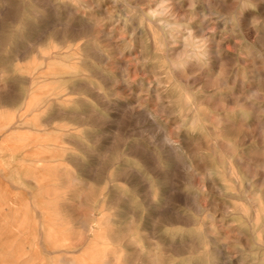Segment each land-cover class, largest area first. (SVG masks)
Segmentation results:
<instances>
[{
    "label": "rangeland",
    "instance_id": "374dc122",
    "mask_svg": "<svg viewBox=\"0 0 264 264\" xmlns=\"http://www.w3.org/2000/svg\"><path fill=\"white\" fill-rule=\"evenodd\" d=\"M15 1L16 0H14V1L8 0V2L6 3L8 8H11V10L10 9L8 10L9 11L7 13L8 17L7 16L5 17L2 14H0V16H2V17H0V21H4L3 29H2V32L0 34V48H1L0 49V51H1L0 52V64H2V65H0V100L2 101V99H3V101H4V104H3V102L0 101V123H1L0 124V264H63V262H69L70 260L75 261L76 264H111L112 262H113V264H118L117 260L119 258L123 260V261H121L119 259V262L121 261L119 264H126L129 261H132V263H134V264H136V263L137 264H148V263L154 264L155 263L154 260H156V264H166V262H168L167 264H189V263L195 264L198 260L200 262H197L196 264H200L201 262H202L201 264H207V263L213 264L214 261H217V264H264V244H263L264 243V239H263V237H264V205L262 204L263 203L262 201L264 198V179L262 178V177H264V174H263L264 173V170H263L264 169V167H263V164H264V161H263L264 160V147L261 145V143L263 144V141H260V139L263 140L262 136L261 135H260L261 137L258 136L261 133V130H262V135L264 133L263 132L264 131V110L263 111L258 110V108H257V111L256 110L254 111L256 116H250L247 119L246 117L241 115L240 111H239L240 113H238V111H234L237 108L236 106H232L234 108V110L232 107H230L228 109L226 108L227 110L231 109L230 112H232V113L227 112V110H225V109H223V111L222 110L221 111L215 110L214 108L217 106V103H215V102L210 103L211 100H210L209 96H207L204 99L205 100L204 106H206V108L208 110H205V112L201 111V124H196L195 126H191L190 123H191L193 111H188V112L183 111V113H185V114H183L182 111H175L174 114H171V113H173V111L170 113L169 112L166 113L167 110H164L163 108H161L162 104H160L161 107H159L160 105L158 106L157 103H159L161 98L159 99L155 95L159 94L160 96H162V94H164V93H170L173 96H175L174 92L177 91V90H175L177 88L174 87L175 81H172L171 83L173 86H170L171 83L168 81V78L162 77V76H165V74H163L162 71H161V74H159L160 79L157 80V78L155 76V71L153 69H148L146 67L148 65L149 66H152V65L158 66L161 63V59H156L155 55L154 54L152 55L151 48L149 46H148L149 48L147 47L148 42H147L145 35H144L145 31H142V30L140 31V29H146V26L144 24H143L144 26L140 25V23L138 21L139 16H137V18L135 17V15H138L136 12H134L135 9H133V8H132V10L130 9L131 7H134V5H137L138 7L137 6H135V7H137V10L139 11L138 13H140V11L142 9L147 7L146 5H148L149 0H147V1L146 0H127V1L125 0L126 2H128L127 4L125 3V5H127V7L128 6L130 7V4L132 5L129 9H127V7H125V6L123 7L124 2H125L124 0H117L116 2H112L110 0H105L104 1L105 4H104V6H102V8L95 7L94 9H92V10H94L93 13L97 14V16L95 15L97 19H101V20L103 19L102 20L103 27L106 24V26H105L106 29L107 28L108 29L114 28L117 30V31L116 30L115 31L118 32L117 35H119L120 38L118 37L119 39H117V40L115 38L114 42L116 40V42L118 44H121L124 42L123 40H127V42H128V38H129V40H130L129 42L132 41L131 42V45H132L133 41L135 39V42L133 44V46H135V48L132 50L131 56L128 53H125L122 55L120 53H116L114 55V58L117 60V66H115V65H111V66L103 65V67L106 66L107 69L109 68L111 73L114 72L113 74L121 75L119 73L124 72V69H122V68H124L123 64L129 59V61L131 62L129 64L132 65V66H129L130 67V69H129L130 76H132V79L134 78L133 80H131L133 82L132 90H131L132 94L130 91L125 92V91H121L120 88H116V87L121 86V83H119V82H118V85L116 84L115 86H113V84L111 82H108V84L106 85L105 91L108 93L110 92V94L112 93L111 95H113V96L111 97V95L109 94L108 99L110 101H112L113 103H116V104L122 103V102H132L133 104L137 105L138 99L143 100V101L146 100L144 107H147L149 105L148 103H150L151 106H148V108L150 109L151 112L154 111L153 112L154 114L156 113L155 116L158 119V121L161 123V125L163 124L164 127L167 129V130L165 129L166 133H168L167 131H171L170 133H168L169 135L171 133H173V131H174L173 134L179 133L178 136L173 135V134H171V136H173L172 138L176 140V141L174 140L176 142V144H179V145L182 144L181 146L183 147V149H185L184 152L190 156V159L193 162L194 166L197 168L198 172H196V174L192 175L191 177L188 176L186 174L185 170L183 169V166L180 165V163L177 164L178 160H176L173 163H170L167 166H161L160 167V165L159 166L157 165L158 167L156 166L157 167V170H156L154 163L150 162V164H145L140 158H138L139 159L138 160L133 155V156H130V158L128 159L129 164L131 163V165H128L127 168L129 169V167H130V170L127 169L126 175H127L128 179L133 178L135 180H133V179L128 180L127 179L128 182L122 180L124 182V183L122 182V184H124V186L123 185L122 186L116 185L114 187V190L117 191L119 194H122V193L124 194L123 196L121 195L123 197V200H122L123 202H121L122 203L121 204L122 210H124V208L127 209L129 206V209L127 212L130 216L134 215L133 213H136L137 210H140V211H137V213H136L137 214L136 218H137V217L142 216L145 209L147 207H149L147 205V203L151 200L149 195H148V190H147V185H146L147 183L143 182L144 178H141V177L142 176L150 177V178L155 179L156 181H158V180L160 181L161 179L163 180L162 190H161L163 192V194L160 193L161 196L157 197V199L161 203H159V205H157V206L151 205V207L149 209L153 213V216L155 215L154 218L157 217V219L155 218L153 221L150 222L151 223L150 225L152 226L151 230L153 232H154V230H156V232L160 231L159 233H164V236H165L164 245L163 244L161 245V246H164V249H163V247L158 246V243H157L158 241L156 242V240H153L154 242L151 241V242H147L145 244L144 243L142 244L141 242H138L136 244L133 243V244H130V246H131L130 248L132 249L131 254H130V258H133V259H130L128 257L126 259L124 252L120 248L121 243H119V240L117 238H113V240L104 239V240L98 241L97 235L93 236L94 232L90 231V229L87 230V231H89L88 232L89 236H88L87 231L86 232H85V230H84V232L82 231L83 230V229H81L82 227L83 228H84V226L87 227L88 224H91L93 222L96 223L93 220L94 215L92 214V212H94V214H96V215L99 213V209L94 208V206L92 204V200H91L92 199V196H91L92 190H90L91 188H89V185H87L88 187L84 186V185H83L84 186L83 188L80 187V185H79L80 183H78V181L76 180L75 176L72 175V173L66 181L68 187L63 184L64 182L61 181L62 180L61 178H58L56 176H54V178H52L50 175L49 176L46 175L45 171H47L48 168L46 167L47 163L44 161V159H45L44 156H45V152H47V150H46L47 147L36 146V147L29 148L28 145L30 144L31 139H28V138L31 135L30 133H33L32 130L35 129L36 131H38V129L39 130L44 129L40 132V134H43L42 136L47 137L48 130H51L52 128L53 129L58 128V127L59 128H66L67 127L66 124H68V126L72 127V131L74 129H75L74 131H76V129H77L79 131L78 132L76 131V133L81 132L84 135H88L90 137V141L88 140L89 141V143H88V141L85 140V142L88 144H91L89 146H91L90 148H93V149H91V152H90L91 156L90 157L86 156L84 158V163L85 164L88 163L87 165H89V164L91 165L94 163L97 166L99 164L103 165V163H105V165L99 167L103 170H105V168L107 166L108 167L110 166V163H108L109 165L108 164L106 165V161L108 162V157H105V155L103 153L105 151L106 147L111 148V146H113V143H114V148L113 147H112L113 149L111 148L112 151L121 150V149H124L125 147H128V145L125 143L126 141L121 139L122 137H124V139L129 138L130 140L131 139L137 140L140 143H144V144L146 143L145 144L146 146L151 147V152L152 153L154 152L153 154H155L157 152L156 153L157 155H159V153L161 152L160 151L161 148L166 150L167 148H170V146L166 145L164 143L162 144V142H161L162 138L161 137H162L164 132H162L161 128L159 127L160 126L159 123L156 120L153 121L152 118H149L148 115L144 111H142V109L136 110V111H139V113H141L142 118H141L140 122H136L137 120H135V118H132L131 114H129V111H132V110H127V111L126 110H121V111L120 110L119 111L118 110H116V111L115 110H108V111L103 110V111H98V112L96 110L77 111V112H80L82 115H85V113L86 114L88 113L87 115L90 116V117L88 116L89 117L88 118L86 115V117L84 119L85 121L83 120L84 122H86V119L89 122L94 121V122H92L93 125H90V126L85 125L84 130H83V125L81 124L82 119H81V121L76 120V121H74V123H71V125H70V123H65V122H67L66 119L65 120L62 119L63 117H66V116H63L62 118L59 116V118L57 120L53 121L55 124L58 123V125H55L52 122V120L54 117L56 118L58 116L56 114H54V111L53 112L52 111H45V114H47V115L44 114V111L43 112L37 111L39 113H37L35 111H31V112L28 111L27 108H28V103H29V101H28L29 94L27 93V90H25V89H27V86H26L27 83L25 82V79H22V78L26 77L24 75L27 73V70L29 71L31 66L27 65L26 62L23 61L20 65L21 67L19 68V67H17L19 63L13 62L11 60H13L15 55L20 54V53H21V55H24L26 52H27V54H30V53L32 54L33 50L38 49V44H39L38 38L42 37V35H44V38H46V35L48 37L49 34L51 36V34H53V33H58V31L55 29L51 28L49 30L48 26L52 25L51 23H53V20L55 19V17L59 18L60 13H58V14L53 13L52 14L49 10H45V12H44V9H40V8L38 9V7H36V5L33 4L32 1L30 2L31 3L30 4L29 3L30 0H28L27 3L30 4L31 6L27 5L25 0L24 1L20 0V2L18 0L16 2ZM120 1H123V2H120ZM134 1H136V2H134ZM209 1H210V3H209ZM212 1L213 0H202V1L200 0L199 5H201L202 10L204 9L203 11H205V14H207L206 15L207 16V24H206V26H204L205 27L204 30H205V32H211L212 29L216 28V29H214L215 39H214V41L211 40L212 41L211 43L212 44L214 43V45L217 43L215 46H217L218 44L223 46L224 48L222 50H225V51H222V55L226 56V54L229 53L228 55L232 56V57L227 58L228 57L227 56L226 58L222 59V61L224 62L225 69H224V66H222V70H220L219 68L221 66H220V62H218L217 67L211 73L212 77L210 76V79H212V80L214 79L216 81H218L219 79H221V80L224 79V80H226V81L228 80L230 82V81H232L230 78L231 72H232V69H231L232 66H230V65H233V66L237 67L238 69L240 68L241 69L240 71H245L247 66L249 67V68H247V71L249 69L250 70L252 69L249 66L251 64V62L250 63L246 62L245 64L236 63L235 62L236 59L234 60V57H235L234 54H237V55L242 54L243 53L242 49L245 48L246 46H249V45L254 46L256 48V50H258V51H260V49H259L257 44L255 45L256 42L254 41V39L253 40L251 39L253 37V35L255 34V31L249 32L248 33L249 35H248L247 32L245 33L244 30H242V31L239 30L237 32H232V30H231V32L234 33V34H232L230 32V30H227L225 27H223L222 24H220L222 26L218 25L219 24L218 21L222 22L223 20L220 18L216 19L217 17H214V15L212 17V13H210L212 11L210 9H212L213 11L218 10L217 8H219V7H217V6H220L221 3L223 4V2L226 3L228 0H226V1L223 0V2H222V0H219V1L217 0L218 2L214 0L213 1L214 3ZM231 1L232 0H229L227 3L229 5H233L234 0L232 1V3H231ZM187 2H188V0H183V8L185 10H187L189 8V4ZM17 3H18V5H17ZM0 4H3V3H0ZM23 4H24V6H23ZM203 4H205V5H203ZM210 4H212V5H210ZM215 4L217 6H215ZM2 6L3 5H0L1 8H2ZM28 6L31 8H29ZM214 7L216 9H214ZM14 8H17V9H15L16 13L14 11V14H16L17 17L23 11V14H21L22 16L19 15V17L21 16L19 19L22 20V22H25V24L24 23L21 24V21L19 20L20 25L22 26L24 24L25 27H24V25L22 26V28L20 26V28L18 30H16L15 23L12 19V17L14 16V15L12 16V12H13ZM34 8L37 9V12H38V10H42V11H40L41 15L38 16V15L34 14L33 13V12H35ZM97 8L98 9L100 8L101 11L98 10ZM124 8L126 9V11ZM25 9H26V11H29V12H27L28 14L25 12ZM28 9H30V10L33 9V10H31V11H33L32 12L33 14L30 13L31 11ZM103 10L105 13L103 12ZM137 10H135V11H137ZM197 10H198V15H199L198 17L200 18L202 16L201 15L202 11L200 9H197ZM209 10H210V12H209ZM109 11L114 12V13L112 12V16H109V15H111V13H109ZM123 11H124V13H123ZM17 12H19V14ZM59 12H61V14H62V11L59 10ZM130 12H132V13H130ZM208 13H210V15H208ZM30 14L33 15V17L36 19L34 20V18L32 16H30ZM127 14H130V15L132 14L131 16L135 17V19L133 20L135 22L129 23V25L125 27V25L123 24L124 23L123 20L128 17ZM115 15L119 16V17L116 16V18H118L117 21H116ZM185 15L187 16L188 13H186ZM52 16H54V17H52ZM120 16H121V18H120ZM112 17H113V19H110ZM40 18H41V20H39ZM199 18H196V20H198ZM42 19H44V20L42 21ZM29 20H31V21H29ZM36 20L40 21V23H38ZM114 20H115V22H114ZM119 20L122 22V25H121L122 27H120V21ZM5 21L7 23H5ZM32 21H35L37 24H35V23L33 24ZM44 22H45V24H44ZM46 22H47V24H46ZM26 23H28V25ZM29 23L34 25V26L30 25ZM215 23L216 24L218 23V24L215 25ZM107 24H109V26ZM133 24H135V26L137 25L135 28L138 30L134 29ZM6 25H7V28H5ZM39 25H41L42 30L39 27ZM230 25H232V24L229 23V26ZM233 25H234V23H233ZM10 26L15 27L14 31H13V27L11 28ZM28 26L31 27L30 29H34V28L35 29L31 31ZM219 26L221 28H219ZM129 27H131V28H129ZM230 27H232V26H230ZM8 28L10 30H8ZM37 28L38 29L40 28V29L38 30ZM120 29L121 30L123 29V30L121 31ZM61 30L62 29H59V33H61ZM118 30H120V31H118ZM12 31L13 32L16 31V34L19 31L17 34L18 40L17 39H16L17 41L15 40L17 43L14 41V37L16 34L12 33ZM24 31H25V33H24ZM44 31H46L45 34H44ZM27 32H28V34H27ZM21 33H24L25 35L21 34ZM132 33L134 35H132ZM140 33H142V34H140ZM5 34H7V36H6L7 39L5 38ZM29 34H31L34 37H32ZM135 34H137V35L139 34L138 37ZM245 35L248 36L249 38L246 37ZM125 36H127V37H125ZM128 36H130V37H128ZM124 37H125V39H121ZM140 38L141 39L143 38L142 40H144V41L140 40ZM10 39H11V42H10ZM120 39L122 42H120ZM136 39H138L139 42ZM2 40L3 41L5 40L4 41L5 44L3 42H1ZM36 40L38 43L36 42ZM221 40L222 41L225 40V41L222 43V42H220ZM7 41H9V43H7ZM140 41L143 43H141ZM34 42H35V44L33 45ZM229 42H231L232 44ZM237 43H238V46L240 47L239 49L236 46ZM102 44H104V43H102ZM137 44H138V47H137ZM3 45H5V46L3 47ZM8 45H9V47H8ZM141 45H143L142 48H140ZM10 46L12 47L11 49H9ZM29 46H31V48ZM34 46L36 49L34 48ZM7 47H8V49H7ZM32 47H33V49H32ZM26 48L27 49L29 48V53H28V50ZM138 48H140V49H138ZM15 49H17V50H15ZM22 49H24L25 51L24 50L22 51ZM142 49H143V52L141 51ZM2 50H4V51H2ZM13 50H15V52ZM30 50H31V52H30ZM112 50L115 51L117 49H115V47H112ZM148 50H149V52H148ZM22 52L24 54H22ZM147 52L149 53V55ZM141 53H143V54H141ZM262 53L264 55V50L262 51ZM136 54H138L139 56ZM142 55L144 58L147 59V61H145V62L141 61L138 63L137 58H139L140 56L142 57ZM150 55H152V57H149ZM133 56L134 57L136 56L135 57L136 61H135V58ZM224 56H222V57H224ZM4 57L5 58L9 57V58L4 59ZM232 58H233V60H231ZM123 59H125V60L127 59V60L125 61ZM4 61L6 62V65H5ZM121 61L123 64L121 63ZM94 62H95L94 63L95 66H93V69H94V71H96L97 67L100 64L97 62V60H94ZM150 62H152V63H150ZM13 63L15 64V67L12 66V65H14ZM22 64H26L25 67ZM243 65L245 66V68L242 67L243 68L242 69L241 66H243ZM22 67L26 71V73H25V71H23L21 69ZM99 67H102V65H100ZM112 67L113 68L115 67V68L112 69ZM16 68H17L18 72H15ZM226 68H227V70H226ZM11 69H13L15 71H13V70L11 71ZM19 69H21V71L24 73L19 72L20 71ZM228 69L231 70L229 73H228V71H229ZM1 70H3L4 71L3 73H5V74H2ZM216 70H217V72H216ZM250 70L248 72L251 73L252 76L249 75V73L247 76H249V79H251V80L244 77L240 73V77L242 79L244 78V80H245V78H246V80H245L246 81V87L247 86L249 87V88L247 87L246 89L256 88L255 89L256 92L260 93V91H261V94H264V91H262V90H264V88H263L264 87V81L262 82L263 75L262 74L258 75V73H256L257 71H255V69H252V71H250ZM119 71H121V72H119ZM6 72H8V73H6ZM263 72H264V70H263ZM15 73H17V76ZM252 73H254V74H252ZM153 74H154V76H153ZM219 75L221 76V78ZM7 76H9V77H7ZM4 77L7 79H5ZM142 78L144 80L141 81L140 79H142ZM252 78L254 81L252 80ZM96 79H98V78H96ZM64 81H66L68 83L66 86V90L64 87L66 85V83L64 82L65 84L62 85V87H64L63 88L64 92L76 91L77 93L75 95H73V97L77 98L78 101L82 100L85 105H87L89 103H95L96 102V100L92 99L91 96H89L88 94L83 92V89H80L79 85L76 84V82H71L70 80H64ZM69 81L71 84L69 83ZM158 81L161 82V83L159 82V84L161 86L159 84H157ZM141 82L142 83L144 82V83L142 84ZM150 82H154V83L150 84ZM10 84L12 85L13 88L10 87L11 86ZM247 84H249V85H247ZM261 84L263 85V87H262L263 89L261 88V86H262ZM13 85H15V86L17 85V86L15 87ZM140 85H142V86H140ZM155 85L157 88L155 87ZM254 85L257 87H253ZM68 86H69V88H67ZM144 86L148 88V91ZM149 86H150V88H149ZM168 87H170L171 89ZM191 87H193V85H191ZM60 88H61V86H60ZM152 88L153 89L155 88V89L152 90ZM158 88H159V91L158 92L155 91ZM151 90H152V92H151ZM194 91L198 96H200L199 95L200 93L202 94L201 90H194ZM78 93H80V94L82 93V94L80 95ZM150 93L153 94V97L152 96L150 97V95H152ZM62 94H64V93H62ZM255 94H258V93H255ZM255 94L253 95V97H255L257 99L252 97V101L254 100L253 102L256 105V107L257 106H263L264 105V102L262 101V99L264 100V98H262L263 95H261L262 96L261 97V96H259L260 94L257 96H255ZM116 95L119 96L120 101ZM144 96H145V98L147 97L148 100L143 98ZM1 97H3V98H1ZM84 97L86 100L84 99ZM110 97L113 100H111ZM17 98H18V100H17ZM150 98H154V99H150ZM155 98H156V100L157 99L158 100L156 101ZM88 99H89V102H88ZM258 99H260L261 101ZM25 101H26V103H25ZM163 101H164V99H161L160 103H164ZM215 101L218 102L219 107L222 105L221 99H218V100L216 99ZM13 102H14V105L12 104ZM24 103L27 105L26 108H24L26 106V105H24ZM146 103L148 105H146ZM2 104L4 106H2ZM206 111H207V113H206ZM26 112H29V113H26ZM40 112H42V113H40ZM177 112H180V115H179V113L177 115ZM222 112H224L225 114L228 113L227 114L228 116ZM89 113H91V114H89ZM143 113H145V114H143ZM231 114L233 117L230 116ZM203 115L205 116V118ZM37 116H38V121L42 120V122H41L42 124L39 122L40 123L39 125L41 128L37 124V122H38ZM170 116L172 118H175L176 120L174 121L173 119H170L171 118ZM185 116H186V119H185ZM240 116L244 119H242V118L240 119ZM31 117H33L35 120L32 119ZM50 117L52 119H50ZM158 117H161V119ZM60 118L63 120V122L64 121L65 122L60 123L62 121V120L60 121ZM81 118H83V116ZM212 118H213V120H212ZM226 119H227V121H226ZM149 120H151V121H149ZM185 120H186V122H185ZM206 120L208 122H205ZM232 120H234L233 123L231 122ZM35 121H37V122H35ZM47 121H49V122H47ZM164 121L167 123V125ZM183 121L186 123V126H185V123H183ZM242 121H244V122H242ZM257 121L260 123H258ZM29 122H32V123L28 124ZM75 122H79V124H75ZM84 122H83V124H84ZM153 122L155 123V125ZM33 123H34V125H33ZM43 123H45V124H43ZM50 123H51V125H50ZM59 123L63 127L61 125H59ZM223 123L227 124V125L225 126ZM248 123H250L249 127L247 126ZM8 124H10V125H8ZM95 124H97V125L95 126ZM175 124L178 126H176ZM189 124H190V128L188 126ZM258 124H260L261 126H259ZM79 125H82V126H79ZM149 125H151V126H149ZM174 125H175V127H174ZM206 125H209V127ZM64 126H66V127H64ZM75 126H77V127H75ZM227 126H229V127H227ZM234 126H235V128H234ZM6 127L10 128V131ZM73 127H75V128H73ZM78 127H81L82 131ZM204 127H205V129H204V131H202ZM206 127H208V130L206 129ZM27 128H30V130ZM177 128H180V129H177ZM194 128L196 129L195 131H194ZM197 128H199L200 130ZM85 129H87V130L85 131ZM27 130H28V132L30 131V133L27 134L26 133ZM151 131L153 132L152 134H151ZM84 132H86L87 134ZM205 132H207V133H205ZM211 132L212 133L214 132V134H213L214 136L211 134ZM223 132L225 134H223ZM249 132H250V134L252 133L251 136H254V137L248 136ZM148 133L151 134L152 136L148 135ZM218 133H221V134L218 135ZM124 134H126L127 136ZM226 134H227V137H226ZM145 135L148 136L149 138L155 139L156 144H154V145L150 144L149 138L146 139ZM187 135L189 136V138ZM206 135L207 136L210 135L209 137H211V138L210 139L207 138ZM229 135H230V137H229ZM31 136L33 137V135H31ZM31 136H30V138H31ZM223 136H224V138H223ZM79 138L82 139L83 137L79 136ZM206 138L209 139V141ZM221 138H222V140H221ZM225 138H227V139L224 140ZM177 139H179L180 141H178ZM191 139H194V140H191ZM26 141L29 142V144ZM117 141H119V142H117ZM193 141L197 142V146H196V143ZM217 141H219V142H217ZM253 141L255 142V145L258 148H256L254 146ZM120 142H122V143H120ZM256 142H257V144H256ZM188 143H189V145H188ZM218 143H220L221 149H220ZM110 144H112V145L110 146ZM207 144L209 146H207ZM156 145H157V147H156ZM191 145L196 146L198 148L193 147L194 149H192ZM249 145L252 147H250ZM158 146L160 147V149ZM215 146H216V148H215ZM259 146H260V148H259ZM261 146H262V148H261ZM23 147L25 148V150ZM212 147H214L217 154H216V152H215V154H213L215 150ZM249 147L252 148V151H250ZM235 148L238 151V153L236 150H234ZM238 148H240V150ZM253 148H255V149H253ZM133 149L138 150V151L140 150L139 147H137V148L134 147ZM195 149H196V151H195ZM243 149L245 150V153H244ZM30 150H32V151H30ZM33 150H35L38 153H36ZM192 150H193V152H192ZM233 150H234V152H236L240 156H242L241 153H243V156L248 155L247 158H249V161H250L249 165L251 166V171L254 174H252V172L250 171V166H248V165H247V167H249L248 168L249 170L246 169V167H245V169H243L245 164H247V161H244V164H243L244 166L243 165L241 166V164H238L236 166L237 170H239L238 175H239V173H241V177L243 180H242V182L239 181V182L235 183L233 190H230V189L225 188V187H227V182L224 181V179L222 178V176H220V174L218 172L213 171L209 175H207L205 173V171L203 172V170H204L203 165L204 166L209 165V166L213 167L217 163L218 165L220 164V166H221V164H222L221 162H223V161H221V159H222L221 157H224L222 160L229 158L228 153L233 151ZM51 151H53V150L51 149ZM199 151H200V154H199ZM219 151H220V153L222 152L221 155H219L220 154ZM191 152H192V154H191ZM246 153H247V155H246ZM31 154L34 156V158L31 157L32 156ZM38 154H40L41 157ZM43 154H44V156H43ZM226 154H227V156H226ZM192 155L193 156L195 155V156L193 157ZM202 155H204V157L207 159L202 157ZM223 155H225L226 157ZM29 157L31 158V160L33 158V160H32L33 163L31 162ZM200 158L201 159L204 158V159H202V161H204V162L203 163L201 162V164H203L202 167H201V165H199L200 164L199 161L201 160ZM247 158L245 160H247ZM89 159L92 161V163L90 162ZM93 160H94V162H93ZM100 160H101V163H100ZM218 160H220V163H218ZM227 160H229V159H227ZM35 162H36V164H35ZM43 162L45 164L42 167ZM98 162H99V164H98ZM224 162H225L224 165H227L228 161L224 160ZM37 165L39 168L37 167ZM68 166L73 170L72 166H70V165H68ZM131 168H132V170H131ZM153 168H155L154 171L152 170ZM252 168H254V169H252ZM39 169L41 171L43 169L44 173L40 172ZM161 170H163V171H161ZM29 171L31 173H29ZM33 171H35V173H33ZM36 171H38V172H36ZM158 171L160 173L161 172L162 173L159 174ZM108 172H107V174H105V176H107V177L109 176ZM135 172L136 173L140 172V175H139V173L136 174ZM261 172H262L263 176H262ZM37 173L40 174V176H42L43 178L41 179V177ZM154 173H156L157 175ZM35 174L37 175V177ZM103 174H104V171H103ZM184 174H185V176H184ZM242 174L243 175L245 174L246 178H244V176ZM251 174L253 175L254 178L252 177ZM250 177H252V178L250 179ZM44 178L46 179V181L47 180L48 181L45 182ZM171 178H173V179H171ZM228 178L232 179L231 176H228ZM72 179H73V183H72ZM257 179H258V183L260 181H262V179H263L262 186H260L261 183H260V185L256 184ZM207 180H208V182H207ZM245 181H247V183ZM39 182H40V184H39ZM16 183L18 185H15ZM248 183H250L249 186L252 185L251 188L247 186ZM43 184H45V185H43ZM70 184H72L71 185L72 188H71V186H69ZM170 184L171 185L173 184V185L171 186ZM244 184H245V187H244ZM63 185L65 186V188ZM172 187H173V189H172ZM252 187L255 190L252 189ZM60 188L61 189L63 188L62 191H60ZM87 188H89V189H87ZM247 190H248V192H247ZM143 191H145V192L147 191V192L145 193ZM171 191L175 192V194ZM218 191L221 193H219ZM231 191L232 192L234 191V192L232 193ZM254 191L257 194L256 203H254V204L255 205L258 204V205L255 206L254 204H250L251 207L250 206L248 207L249 204L245 205V203L247 204V198H245V196L247 195V197H248L247 193L254 192ZM131 192L136 193V194L132 195ZM193 192H195V193H193ZM229 192H231L232 194ZM260 192L263 195L262 194L260 195ZM239 195L241 197H237ZM173 196H175V198H173ZM16 197H17V199H16ZM168 197H169V199H168ZM16 200H17V202H16ZM147 200H148V202H147ZM168 200H169V202H166ZM171 200H172V202H171ZM222 201L224 202V204ZM234 201H236V202L242 201V202H240L241 204L239 203L240 206H235L236 204L238 205V202L237 203L235 202V204H234ZM196 202H198L199 204L201 203L199 208L195 206L194 203H196ZM131 203L134 206H132ZM166 203L168 205H170L169 207H171L169 210H173V211L176 210L177 211L175 214H177V213L178 214L183 213L184 215L187 214L190 217L189 218L190 220L188 221V222L191 221L190 224L179 221V222H177L178 224H174V226H171V225L166 226L165 225V216L162 215V210H164L163 208H165L166 206L168 207V205ZM242 203H244V204H242ZM227 204H228V208L226 207ZM158 206H160V207H158ZM245 206L248 208V210H246L247 208ZM19 207H20V209H19ZM121 207H120V209H121ZM259 207H260V209H259ZM93 208H94V211H92ZM155 211L157 212V214H155L156 213ZM208 212H210V213H208ZM24 213H26V214H24ZM250 213H251V215H250ZM15 214H16V216H15ZM39 217H40V219H39ZM47 218L50 220H48ZM41 219H42V221H41ZM257 220H258V224L256 225L255 221H257ZM86 221L88 222V224ZM40 223H42V224H40ZM137 223H138V220L136 222L135 227H133V230H134V228H137V226H138ZM121 228L125 229V230H132V229H130V228H132V225L129 223V225H123ZM121 228H120V230H122ZM170 228H172V229H170ZM196 228H198L200 230L205 228L206 230L204 229L205 230L204 232L208 231V238H207L208 241H207V239L205 240V238L202 239L201 236H195L194 237V235L195 234L198 235V233L200 231V230H198V232H196L197 231V230L195 231ZM185 229H186V231H184ZM170 230H175L178 232L184 231L185 233H190V236L186 237L185 239L184 238H178V237L172 238L169 235H165L166 231L168 233H170ZM63 232H65V233H63ZM202 232H203V230H202ZM78 233H80V234H78ZM109 233H111V232L109 231ZM41 234H43V235H41ZM46 234H48V235H46ZM39 235H40V237H39ZM90 236L92 238H90ZM93 237H96V238H93ZM258 237H259V239H258ZM93 239H94V241H93ZM41 242L44 244H42ZM112 242H113V244H112ZM155 242H156V244H155ZM29 243H30V245L28 246ZM88 244H89V246H88ZM90 244H91V246H90ZM179 244H181V245H179ZM151 245H153V246L157 245L158 248H154L151 251L152 257L150 258L149 254L147 253V250H148L149 246H151ZM32 247H33V249H31ZM138 247L140 249H138ZM142 247H144V248H142ZM46 248H48V249H46ZM145 248H146V251H145ZM207 248L212 251V255L210 257H209L210 253H208V252H211V251H209ZM53 249L55 252L53 251ZM78 249L79 250L82 249V250L79 251ZM110 249H111V251H110ZM155 249H156V252H155ZM195 249H196V252H195ZM221 249H223V250H221ZM74 250H76V251L74 252ZM134 250L136 252H134ZM158 252H160L162 254L161 255L162 258L160 256V253H158ZM143 253L147 254V255L144 254V256H143V259L145 258L144 259L145 262L143 260H142L143 262H141V260L138 261L137 260L138 258L142 259L141 255ZM204 253L209 258H207ZM200 254H201V256H199ZM107 255H109V256H107ZM118 255H119V258L117 257V259H115L116 256H118ZM203 255H205V256L203 257ZM112 256H114L115 261H114ZM137 256H141V257H138L136 259ZM159 256H160V258H159ZM168 256L172 257V259H170ZM167 257L170 260L167 259ZM109 259H111V261L108 262ZM193 259H194V261H193ZM214 259H216V260H214ZM106 260H107V262H106ZM125 260H126V262H125ZM162 260H163V263H162ZM210 260L211 261L213 260V263L212 262L210 263ZM146 261H148V262H146ZM150 261H151V263H150ZM164 261H165V263H164Z\"/></svg>",
    "mask_w": 264,
    "mask_h": 264
},
{
    "label": "bare ground",
    "instance_id": "6f19581e",
    "mask_svg": "<svg viewBox=\"0 0 264 264\" xmlns=\"http://www.w3.org/2000/svg\"><path fill=\"white\" fill-rule=\"evenodd\" d=\"M14 1V0H13ZM17 1V0H16ZM15 1V2H16ZM20 2V0H18ZM22 1V0H21ZM24 1V0H23ZM33 2V4L36 5V7H38V9H44V12L45 10H49L52 14H58L60 13L59 15V18H56L53 20V23H51L52 25H49L48 26V29L50 30L51 28L52 29H55L58 31V33H53L49 34V36L47 37L46 35V38H44V35H42V37L38 38L39 39V44H38V49L36 50H33L32 51V54H27V52L24 54L22 52V54L24 55H21L20 54H17L14 56L13 62H16V63H19L17 67H21V63L23 61L26 62L27 65L31 66L29 71L27 70V73L26 71L23 69V67L21 68L23 71H25V75L26 76L25 78H22V79H25V82L27 83V93L29 94V98H28V108L27 110L28 111H44V114H45V111H54V114H56L58 117H54L52 122L54 120H57L59 118V116L62 118L63 116H66V117H63L62 119H66L67 122L65 123H74V121L76 120H80L82 119V121L85 119L86 114L85 115H82L80 112H77V111H92V110H96L97 112L98 111H103V110H132V111H129V114H131L132 118H135V120H137L136 122H140L141 120V113H139V111H136V110H141L144 111L149 118H152L153 121H157L159 123V127L161 128L163 135H162V139H161V142L162 144H166V145H169L170 148H167L166 150L161 148V152L159 153V155H157L156 153L153 154L151 152V147L150 146H146L144 143H140L138 142L137 140H134V139H129V138H126L124 139V137H122L121 139L122 140H125L126 144L128 145V147H125L124 149H121V150H115V151H112V149L114 148V143H113V146H111L112 144H110L111 148L109 147H106L105 151L103 152L105 157H108V162L106 161V165L108 163H110V166L106 167L105 170L99 168L103 165H105V163H103V165L99 164L98 162V166L96 164H85L84 163V158L86 156H91L90 155V152H91V149L93 148H90L91 144H88L89 141H90V137L88 135H84L83 133L79 132V133H76V131L78 132L79 130L76 129V131H72V127L68 126V124H66V128H52L51 130H48V134H47V137L45 136H42L43 134H40V132L44 129H41L39 130L38 128L40 127V123L42 122L41 121H38V116H37V124H38V131H36L35 129L32 130L33 133H30V131L28 132L27 130V134L30 133L31 135H33V137L29 136L28 139H31V142L29 144V142H27L29 145V148L31 147H36V146H45L47 147V152H45V156H44V161L47 163L46 167L48 168L46 172V175H50L52 178H54V176L58 177V178H61L63 181L62 183L67 186V179L69 178V176L71 175H74L76 180L78 181V183H80V187H84V186H87L89 185V188H91L90 190H92V204L94 206V208H98L99 209V213L96 215L94 214V212H92V214L94 215V218L93 220L96 222V223H91V224H88V226H84V228L82 227L81 229H83L82 231L85 232L87 230L90 229V231L94 232V235H97L98 237V241H101V240H104V239H107V240H113V238H117L119 240V243L120 244V248L122 249V251L124 252L125 254V258L127 259L130 258V254H131V251L132 249L130 248V244H133V243H138V242H141L142 244L144 243H147V242H154L153 240H156V242L158 243V246L160 247L162 244L164 245V233H159V232H156V230H154V232L151 230V221H153L155 218L157 219V217L154 218L153 216V213L150 211V207L151 205H159V203H161L157 197H160V193L163 194V192L161 191L162 190V183H163V180L161 179L160 181H156L155 179L153 178H150V177H146V176H142L141 178H144L143 182H146L147 184V190H148V195L150 197V201L148 202L147 200V205L149 207H147L145 209V211L143 212L142 216L140 217H137V211H140V210H135L136 213H133L134 215L130 216L128 214V209H129V206L127 209L124 208V210H122V203L123 202V193L122 194H119L117 191L114 190V187L116 185H120V186H124V184H122L123 181H126L128 182V180H132L133 178L131 179H128L126 173H127V167L128 165H131V163L129 164V158L130 156H133L135 158H140L145 164H150L151 163H154L155 164V168L157 170V167L160 165L161 166H167L169 165L170 163H173L175 162L176 160H178V163H180V165L183 166V169L185 170L186 174L188 176H192L194 174H196V172H198L197 168L194 166L193 162L191 161L190 159V156L187 155L183 149V147L179 144H176V140L173 139L171 136V134L174 133H171L170 135L168 133H170L171 131H167L168 133H166L165 131V127L164 125L158 121V119L156 118L155 114L153 113L154 111H150V109L148 108V106H151L150 103H146V105H148L147 107H144L145 106V99H147V97L145 98V96L143 98H145L143 100H140L138 99L137 100V105L136 104H133L132 102H122V103H113L112 101H110L108 99L109 97V94L110 92H106L105 91V88H106V85L108 84V82H111L113 84V86H115L116 84L118 85V82L121 83V86L119 87H116V88H120L121 91H130L132 90V84L133 82L131 80L132 79V76H130V72H129V69L130 67L129 66H132L130 65L129 63H131L129 61V59L126 61V62L123 64L122 61L121 63L124 65V72L122 73H119L121 75H116V74H113L110 72L109 68L107 69L106 66L103 67V65H115L117 66V60L114 58V55L116 53H120L121 55L122 54H125V53H128L132 54V50L135 48V46H133L134 42H135V39L133 41V44L131 45V42H129V38H128V42L127 40H123L124 42L121 43V44H118L116 42L117 39H119V35H117L118 32H116L117 30L114 29V28H110V29H106L105 26L103 27V24H102V20L101 19H97L96 16L97 14L93 13L95 7H100L102 8V6H104L105 4V0H30V2ZM112 2H116L117 0H110ZM125 1V0H124ZM127 1V0H126ZM124 2V5L123 7H127V5H125V3L127 4L128 2ZM147 1V0H146ZM202 1V0H201ZM214 1V0H213ZM212 1V2H213ZM217 1V0H215ZM219 1V0H218ZM217 1V2H218ZM226 1V0H225ZM229 1V0H228ZM227 1V2H228ZM233 1V0H232ZM231 1V3H232ZM8 2V0H0V3H3V4H0V5H3L2 8L0 7V14H2L3 16H7V13L9 12L8 10L11 8H8V6L6 5V3ZM14 2V3H15ZM18 2V3H19ZM25 2L27 3L28 0ZM120 2H123V1H120ZM136 2V1H134ZM216 2V3H217ZM223 2V0H222ZM225 3L223 2V4L221 3L220 6H217L215 4V6L219 7L217 8L218 10H215L213 11L212 9H210L212 12H209L212 13V17L214 15V17H217L216 19H222L223 21L219 22L218 25L222 24L223 27H225L227 30H232V32H237L239 30H244L245 33L247 32V34L249 32H252V31H255V34L253 35V37L251 38L252 40L254 39V42L255 45L257 44L260 51L256 50V48L254 46H246L245 48H243V55L242 54H234V60L236 63H240V64H245L246 62H251V64L249 65L250 68L252 69H255V71H257L256 73H258V75L262 74L263 75V78H264V55L262 53V51L264 50V0H234V4L233 5H229L228 3ZM17 3V5H18ZM24 3V2H23ZM189 4V8L187 10H185L183 8V0H149V3L148 5H146L147 7L142 9L140 11V13H138L139 11L137 10V5H134V7H131L132 5L130 4V7L128 6L127 9H135L137 11L134 10V12H136L138 15H135V17L137 18V16H139V23L140 25L142 26H146V29H140V31H145L144 32V35H145V38L148 42L147 44V47L149 46L152 50V55L154 54L156 59H161V63L157 66V65H152V66H146L148 69H153L155 71V76L157 78V80L160 79V75L161 74V71L163 74H165V76H162V77H167L168 78V81L171 83L172 81H175L174 83V87H176L177 90L175 93V96H173L172 94L170 93H164L162 94V96H160L159 94L158 95H155L157 98H161V99H164V103H157L158 106L160 104H162V107L161 105L159 107L163 108L164 110H167V112H172L171 114H174L175 111H193L192 113V119H191V126H195L196 124H201V111L205 112V110H208L206 108V106H204V99L209 96L210 98V103H217V106L214 108L215 110H219V111H223V109L227 110L228 108L232 107V106H236L237 108L234 110V111H238V113L241 112V115L246 117L247 119L250 117V116H256L254 111L256 110L257 111V108L258 110H264V105L263 106H257L254 104V100L252 101V97L255 93H258V94H255V96L259 95H263L262 98H264V94H261V91L260 93L259 92H256V88H250V89H246V78L249 79V76L248 75V70L247 71V68H249L247 66V68L245 69V71H240L241 69L233 66V65H230L232 66L231 69H232V72H231V80L232 81H226V80H221L219 79L218 81L216 80H212L210 79V76H211V73L213 72V70L217 67V63L220 62V70H222V66H224V62L222 61V59L226 58H229V57H232V56H229L228 54H226V56L222 55V51H225V50H222L224 47L221 46V45H217L215 46L214 43L212 44L211 42L214 41L215 39V33H214V29H212L211 32H205L204 30V26H206L207 24V14H205V11L202 10L201 8V5L200 4V0H188L187 2ZM186 3V4H187ZM202 3V2H201ZM210 3V1H209ZM214 3V2H213ZM25 4V3H24ZM23 4V6H24ZM31 4V3H30ZM27 3V5H30ZM32 4V5H33ZM147 4V3H146ZM208 4V3H207ZM199 5V6H198ZM205 5V4H203ZM212 5V4H210ZM7 6V7H6ZM20 6V5H19ZM31 6V5H30ZM122 6V5H121ZM137 6V7H135ZM145 6V5H144ZM208 6V5H207ZM29 7V6H28ZM27 7V8H28ZM35 7V6H34ZM143 7V6H142ZM206 7V6H205ZM209 7V6H208ZM207 7V8H208ZM24 8V7H23ZM31 8V7H29ZM100 8L98 10H100ZM140 8V7H139ZM17 8H14L13 12H12V19L15 23V27H16V30H18L20 28V23H19V18L22 16L21 14H23V11L21 12V14H19V12H17L19 15H21L19 17L16 16V14H14V11L16 13V10ZM35 9V8H34ZM109 9V8H108ZM125 9V8H124ZM123 9V10H124ZM197 9H200L202 11V16L199 18L198 16V10ZM214 9H216L214 7ZM20 10V9H19ZM30 10V9H28ZM33 10V9H31ZM30 10V11H31ZM62 11V14L61 12ZM112 10V9H111ZM207 10V9H206ZM40 11L42 10H38L37 12V9H35V12L31 11L30 13H34L36 15H41ZM101 11V10H100ZM126 11V9H125ZM129 11V10H128ZM25 12H29V11H26L25 9ZM43 12V13H44ZM104 12V10H103ZM113 12V11H112ZM112 12L109 11V13H111V15L109 16H112ZM133 12V11H132ZM130 12V13H132ZM133 12V13H134ZM32 13V14H33ZM105 13V12H104ZM107 13V12H106ZM114 13V12H113ZM124 13V11H123ZM129 13V12H128ZM188 13V15L186 16L185 14ZM210 13H208V15H210ZM28 14V13H27ZM45 14V13H44ZM101 14V13H100ZM135 14V13H134ZM96 15V16H95ZM104 15V14H103ZM128 17L126 19H124V25L125 27L129 25V23H133L135 21H133L135 19V17H132L130 14H127ZM130 15V16H129ZM30 16L33 17V15L30 14ZM48 16V15H47ZM108 16V17H109ZM119 17L118 15H115V18ZM122 16V15H121ZM120 16V18H121ZM125 16V15H124ZM134 16V15H133ZM2 17V16H0ZM8 17V16H7ZM29 17V16H28ZM31 17V18H32ZM37 17V16H36ZM49 17V16H48ZM47 17V18H48ZM54 17V16H52ZM107 17V16H106ZM30 18V19H31ZM34 18V17H33ZM119 18V19H120ZM196 18H199L198 20H196ZM209 18V17H208ZM36 18H34L35 20ZM110 19H113L110 18ZM118 18H116V21H117ZM215 19V18H214ZM33 20V19H32ZM41 20V18L39 19ZM44 19H42L43 21ZM10 21V20H9ZM8 21V22H9ZM21 21V24L25 22H22ZM24 21V20H23ZM27 21V20H26ZM31 21V20H29ZM37 21V20H36ZM106 21V20H105ZM120 21V20H119ZM137 21V20H136ZM28 22V21H27ZM38 23H40V21H37ZM107 22V21H106ZM105 22V23H106ZM115 22V20H114ZM210 22V21H209ZM215 22V21H214ZM5 23H7L5 21ZM11 23V22H10ZM32 23L34 24H37L35 21H32ZM229 23L232 24L229 26ZM234 23V25H233ZM3 24H4V21H0V34L2 32V29H3ZM9 24V23H8ZM7 24V25H8ZM23 24V25H24ZM28 25V23H26ZM30 24V23H29ZM45 24V22H44ZM47 24V22H46ZM144 24V25H143ZM209 24V23H208ZM215 23V25H217ZM7 25L5 28H7ZM14 25V24H13ZM22 25V26H23ZM26 25V26H27ZM32 25V24H30ZM109 26V24H107ZM114 25V24H113ZM112 25V26H113ZM122 25V22L120 21V27ZM131 25V24H130ZM134 25V29H136L135 27V24ZM132 25V26H133ZM220 25V26H222ZM21 26V28H22ZM34 26V25H32ZM37 26V25H36ZM51 26V27H50ZM131 26V27H132ZM208 26V25H207ZM219 26V28H221ZM11 27V26H10ZM9 27V28H10ZM13 27V26H12ZM11 27V28H12ZM13 27V31H14V28ZM25 27V25H24ZM29 29L31 28L30 26H28ZM39 27L41 28V25H39ZM46 27V26H45ZM50 27V28H49ZM114 27V26H113ZM118 27V26H117ZM124 27V28H125ZM129 27V28H131ZM217 27V26H216ZM8 28V30H10ZM39 28V29H40ZM47 28V27H46ZM123 28V29H124ZM128 28V29H129ZM142 28V27H141ZM144 28V27H143ZM218 28V29H219ZM35 29V28H34ZM34 29H30L31 31L34 30ZM38 29V28H37ZM38 29V30H39ZM59 29H62L61 30V33H59ZM122 29V30H123ZM22 30V29H21ZM42 30V28H41ZM116 30V31H115ZM121 30V29H120ZM118 30V31H120ZM121 30V31H122ZM138 30V29H136ZM12 33H15L16 34V31ZM207 31V30H206ZM209 31V30H208ZM19 32V31H18ZM17 32V34H18ZM30 32V31H29ZM42 32V31H41ZM46 31H44V34H45ZM124 32V31H123ZM122 32V33H123ZM220 32V31H219ZM231 32V33H232ZM25 33V31H24ZM24 33H21V34H24ZM9 34V33H8ZM15 35L14 37V41L17 39L18 35ZM20 34V35H21ZM28 34V32H27ZM34 34V33H33ZM142 34V33H140ZM234 34V33H232ZM25 35V34H24ZM31 35V34H29ZM132 35H134L132 33ZM137 35V34H135ZM139 35V34H138ZM137 35V37H138ZM219 35V34H218ZM249 35V34H248ZM7 34H5V38L7 39ZM13 36V35H12ZM22 36V35H21ZM27 36V35H26ZM32 36V35H31ZM39 36V35H38ZM143 36V35H142ZM141 36V37H142ZM220 36V35H219ZM223 36V35H222ZM246 36V35H245ZM34 37V36H32ZM119 37V38H118ZM127 37V36H125ZM124 38H121V39H125ZM130 37V36H128ZM221 37V36H220ZM248 37V36H246ZM11 38V37H10ZM22 38V37H21ZM116 38L115 42H114V39ZM136 38V37H135ZM144 38V37H143ZM142 38V39H143ZM217 38V37H216ZM222 38V37H221ZM220 38V39H221ZM249 38V37H248ZM120 39V42H122ZM132 39V40H133ZM140 38V40H142ZM218 39V38H217ZM223 39V38H222ZM227 39V38H226ZM242 39V38H241ZM18 40V39H17ZM16 40V41H17ZM138 42L139 40L136 39ZM212 40V41H211ZM228 40V39H227ZM250 40V39H249ZM248 40V41H249ZM5 41V40H4ZM4 41L2 40L1 42L4 43ZM15 41V42H16ZM21 41V40H20ZM144 41V40H142ZM218 41V40H217ZM225 40H221L220 42H224ZM229 41V40H228ZM231 41V40H230ZM10 42H11V39H10ZM14 42V43H15ZM37 42V40H36ZM37 42V43H38ZM119 42V41H118ZM141 42V41H140ZM227 42V41H226ZM233 42V41H232ZM247 42V41H246ZM245 42V43H246ZM250 42V41H249ZM7 43H9V41H7ZM17 43V42H16ZM104 43V44H102ZM143 43V42H141ZM140 43V44H141ZM221 43V44H222ZM231 43V42H229ZM235 43V42H234ZM240 43V42H239ZM244 43V42H243ZM248 43V42H247ZM2 44V43H1ZM5 44V43H4ZM35 44V42L33 43V45ZM139 44V43H138ZM138 44H137V47H138ZM232 44V43H231ZM16 45V44H15ZM18 45V44H17ZM136 45V44H135ZM224 45V44H223ZM235 45V44H234ZM5 45H3L4 47ZM140 46V45H139ZM227 46V45H226ZM237 48L239 49L240 47L238 46V43H237ZM245 46V45H244ZM243 46V47H244ZM9 47V45H8ZM7 47V49H8ZM31 48V46H29ZM112 47H115V49L117 50H112ZM143 45H141L140 48H142ZM148 47V48H149ZM242 47V46H241ZM6 48V47H5ZM4 48V49H5ZM12 47L10 46L9 49H11ZM138 48V49H140ZM1 49V48H0ZM6 49V50H7ZM14 49V48H13ZM27 49V48H26ZM33 49V47H32ZM137 49V48H136ZM228 49V48H227ZM17 50V49H15ZM15 50H13L15 52ZM24 49H22L23 51ZM28 50V53H29V48L27 49ZM237 50V49H236ZM4 51V50H2ZM25 51V50H24ZM138 51V50H137ZM143 52V49L141 50ZM145 51V50H144ZM229 51V50H228ZM227 51V52H228ZM1 52V51H0ZM7 52V51H6ZM11 52V51H10ZM31 52V50H30ZM149 52V50H148ZM147 52V53H148ZM151 52V51H150ZM230 52V51H229ZM134 53V52H133ZM225 53V52H224ZM223 53V54H224ZM241 53V52H240ZM135 54V53H134ZM143 54V53H141ZM119 55V54H118ZM138 55V54H136ZM149 55V53H148ZM152 55H150L149 57H152ZM4 56V55H3ZM8 56V55H7ZM125 56V55H124ZM139 56V55H138ZM145 56V55H144ZM224 56V57H222ZM134 57V56H133ZM136 57V56H135ZM134 57V58H135ZM6 58H9V57H6ZM4 57V59H6ZM133 59V58H132ZM149 59V58H148ZM94 60H97V62L102 65V67H97V70L94 71L93 69V66H95V62ZM233 60V58L231 59ZM129 61V62H128ZM134 61V60H133ZM135 61H136V58H135ZM145 62L147 61L146 58L140 56L139 58H137V62ZM10 62V61H9ZM124 62V61H123ZM155 62V61H154ZM159 62V61H158ZM157 62V63H158ZM5 65H6V62L4 61ZM148 63V62H147ZM152 63V62H150ZM156 63V64H157ZM14 64V63H13ZM26 64H22L25 65ZM239 64V65H240ZM2 65V64H0ZM119 65V64H118ZM121 65V64H120ZM15 67V64L12 65ZM108 66V67H109ZM144 66V65H143ZM219 66V65H218ZM229 66V67H230ZM4 67V66H3ZM2 67V68H3ZM239 67V66H238ZM245 66H241V68ZM115 68V67H114ZM112 67V69H114ZM21 69H19L21 73H24L21 71ZM224 69H225V66H224ZM243 69V68H242ZM252 69L250 71H252ZM13 69H11L12 71ZM227 70V68H226ZM229 70V69H228ZM2 71V74H5L3 73L4 71ZM15 71V70H13ZM231 70L228 71V73L230 72ZM254 71V70H253ZM15 72H18L17 68H16V71ZM217 72V70H216ZM8 73V72H6ZM116 73V72H115ZM215 73V72H214ZM219 73V72H218ZM240 73L246 77L245 80L244 78L242 79L240 77ZM16 76H17V73H15ZM20 74V73H19ZM118 74V73H117ZM220 74V73H219ZM254 74V73H252ZM137 75V74H136ZM135 75V76H136ZM249 75H251V73H249ZM257 75V76H258ZM2 76V75H1ZM134 76V77H135ZM154 76V74H153ZM220 76V75H219ZM252 76V75H251ZM3 77V76H2ZM1 77V78H2ZM9 77V76H7ZM12 77V76H11ZM212 77V76H211ZM256 77V76H255ZM5 78V77H4ZM98 78V79H96ZM221 78V76H220ZM225 78V77H224ZM254 78V77H253ZM252 78V80H253ZM257 78V77H256ZM262 78V82L264 81V79ZM7 79V78H5ZM229 79V78H228ZM255 79V78H254ZM64 80H70L71 82H76V84L79 85L80 89H83V92H85L86 94H88L89 96H91L92 99L96 100V104L95 103H89L87 105H85L83 103L82 100H79L77 98H74L73 95H75L77 92L76 91H70V92H64L63 91V88L65 87V90H66V86H67V82L64 81ZM141 81L144 80L143 78L140 79ZM251 80V79H249ZM248 80V81H249ZM257 80V79H256ZM24 81V80H23ZM69 81V83H70ZM136 81V80H135ZM254 81V80H253ZM12 82V81H11ZM66 85L64 87H62L63 84ZM137 82V81H136ZM160 81H158L157 84H159ZM260 82V81H259ZM139 83V82H138ZM142 83V82H141ZM144 83V82H143ZM142 83V84H143ZM153 84L154 82H150V84ZM161 83V82H160ZM169 83V84H170ZM12 84V83H11ZM10 84V85H11ZM71 84V83H70ZM69 84V85H70ZM137 84V83H136ZM167 84V83H166ZM139 85V84H138ZM160 85V84H159ZM191 85H193V87H191ZM249 85V84H247ZM262 85V84H261ZM260 85V86H261ZM8 86V85H7ZM15 86V85H13ZM17 86V85H16ZM15 86V87H16ZM61 86V88H60ZM142 86V85H140ZM147 86V85H146ZM153 86V85H152ZM151 86V87H152ZM161 86V85H160ZM170 86H173L172 83L170 84ZM12 87V85L10 86ZM14 87V88H15ZM145 87V86H144ZM156 87V85H155ZM252 87V86H251ZM253 87H257V86H253ZM259 87V86H258ZM263 87V85L261 86V88ZM9 88V87H8ZM13 88V87H12ZM69 88V86L67 87ZM142 88V87H141ZM148 91V88L145 87ZM150 88V86H149ZM157 88V87H156ZM170 88V87H168ZM173 88V87H172ZM249 88V87H248ZM264 88V87H263ZM262 88V89H263ZM61 89V90H60ZM113 89V88H112ZM134 89V88H133ZM155 89V88H154ZM152 88V90H154ZM171 89V88H170ZM226 89V90H225ZM228 89V90H227ZM13 90V89H12ZM116 90V89H115ZM118 90V89H117ZM135 90V89H134ZM133 90V91H134ZM143 90V89H142ZM151 90V92H152ZM194 90H201L202 91V94L200 93L198 96ZM79 91V90H78ZM81 91V90H80ZM155 91H159V88L156 89ZM154 91V92H155ZM162 91V90H161ZM169 91V90H168ZM264 91V90H262ZM115 92V91H114ZM153 92V93H154ZM156 92V93H157ZM64 93V94H62ZM80 94V93H78ZM82 94V93H81ZM80 94V95H81ZM112 94V93H111ZM110 94V95H111ZM132 94V92H131ZM152 94V93H150ZM155 94V93H154ZM26 95V94H25ZM115 95V94H114ZM144 95V94H143ZM27 96V95H26ZM113 95H111L112 97ZM117 96V95H116ZM153 97V94L150 95V97ZM110 97V99H111ZM119 98V96H117ZM3 98V97H1ZM122 98V97H121ZM255 98V97H253ZM259 98V97H258ZM85 99V97H84ZM117 99V98H116ZM150 99H154V98H150ZM208 99V98H207ZM218 100V99H221V102H222V105L219 107L218 105V102H216L215 100ZM257 99V98H255ZM261 99V98H260ZM258 99V100H260ZM18 100V98H17ZM86 100V99H85ZM113 100V99H111ZM115 100V99H114ZM128 100V99H127ZM148 100V99H147ZM156 100V98H155ZM158 100V99H157ZM156 100V101H157ZM214 100V101H213ZM1 101V100H0ZM119 101H120V98H119ZM130 101V100H129ZM154 101V100H153ZM261 101V100H260ZM262 101L264 102V100L262 99ZM3 104H4V101L2 99ZM7 102V101H6ZM24 102V101H23ZM22 102V103H23ZM88 102H89V99H88ZM207 102V101H206ZM257 102V101H256ZM26 103V101H25ZM24 103V105H26ZM2 104V106H4ZM14 105V102L12 103ZM209 104V103H208ZM220 104V103H219ZM257 104V103H256ZM6 105V104H5ZM16 105V104H15ZM207 105V104H206ZM27 105L24 107L26 108ZM210 107V106H209ZM208 107V108H209ZM156 108V107H155ZM212 108V107H211ZM227 108V109H226ZM152 109V108H151ZM25 110V109H24ZM163 110V111H164ZM213 110V109H212ZM21 111V110H20ZM114 111V112H115ZM230 110H227V112H230ZM240 111V112H239ZM34 112V113H35ZM40 112V113H42ZM51 112V113H52ZM105 112V111H104ZM141 112V111H140ZM26 113H29V112H26ZM25 113V114H26ZM33 113V114H34ZM39 113V112H37ZM36 113V114H37ZM143 113V114H145ZM180 115V112H177V115ZM207 113V111H206ZM220 113V112H219ZM224 113V112H222ZM232 113V112H230ZM237 113V114H238ZM35 114V115H36ZM91 114V113H89ZM100 114V113H99ZM185 114V113H183ZM182 114V115H183ZM189 114V113H188ZM187 114V115H188ZM216 114V113H215ZM225 114V113H224ZM228 114V113H227ZM225 114V115H227ZM47 115V114H45ZM234 115V114H233ZM240 115V114H239ZM83 116V118H81ZM89 115H87L88 117ZM92 116V115H91ZM145 116V115H144ZM204 116V115H203ZM222 116V115H221ZM220 116V117H221ZM228 116V115H227ZM232 116V114L230 115ZM258 116V115H257ZM21 117V116H20ZM34 117V116H33ZM33 117H31L32 119H34ZM36 117V116H35ZM80 117V118H79ZM90 117V116H89ZM88 117V118H89ZM102 117V116H101ZM171 117V116H170ZM176 117V116H175ZM224 117V116H223ZM233 117V116H232ZM22 118V117H21ZM28 118V117H27ZM30 118V119H31ZM48 118V117H47ZM60 118V121L62 120ZM104 118V117H103ZM113 118V117H112ZM161 119V117H158ZM205 118V116H204ZM225 118V117H224ZM230 118V117H229ZM236 118V117H235ZM242 117L240 116V119ZM261 118V117H260ZM20 119V118H19ZM43 119V118H42ZM50 119H52L50 117ZM102 119V118H101ZM159 119V120H160ZM170 119H173L174 121L176 120L175 118H170ZM185 119H186V116H185ZM244 119V118H242ZM7 120V119H6ZM16 120V119H15ZM35 120V119H34ZM134 120V119H133ZM134 120V121H135ZM179 120V119H178ZM184 120V119H183ZM205 120V119H204ZM213 120V118H212ZM230 120V119H229ZM256 120V119H255ZM81 121V124L83 125V130H84V127L85 125H93L92 122L94 121H88L86 119V122H83ZM100 121V120H99ZM98 121V122H99ZM119 121V120H118ZM132 121V120H131ZM144 121V120H143ZM151 121V120H149ZM163 121V120H162ZM190 121V120H189ZM227 121V119H226ZM6 122V121H5ZM12 122V121H11ZM15 122V121H14ZM28 122V121H27ZM40 122V123H39ZM46 122V121H45ZM49 122V121H47ZM59 122V121H58ZM63 120L60 122L62 123ZM63 122V123H64ZM165 122V121H164ZM186 122V120H185ZM183 121V123H185ZM205 122H208L207 120ZM210 122V121H209ZM232 123L234 122V120L231 121ZM244 122V121H242ZM247 122V121H246ZM245 122V123H246ZM258 122V121H257ZM16 123V122H15ZM32 122H29L28 124H30ZM54 123V122H53ZM59 123V125H61ZM134 123V122H133ZM149 123V122H148ZM154 123V122H153ZM166 123V122H165ZM175 123V122H174ZM180 123V122H179ZM178 123V124H179ZM217 123V122H216ZM231 123V124H232ZM260 123V122H258ZM1 124V123H0ZM17 124V123H16ZM27 124V125H28ZM42 124V123H41ZM45 124V123H43ZM55 124V123H54ZM53 124V125H54ZM75 124H79V122H75ZM99 124V123H98ZM181 124V123H180ZM179 124V125H180ZM190 124L188 125L189 128H190ZM208 124V123H207ZM224 124V123H223ZM236 124V123H235ZM242 124V123H241ZM10 125V124H8ZM34 125V123H33ZM51 125V123H50ZM55 125H58L55 124ZM64 125V124H63ZM82 125H79V126H82ZM97 124H95L96 126ZM155 125V123H154ZM153 125V126H154ZM167 125V123H166ZM176 125V124H175ZM174 125V127H175ZM220 125V124H219ZM225 126L227 124H224ZM245 125V124H244ZM259 126H261L260 124H258ZM29 126V125H28ZM37 126V125H36ZM62 126V125H61ZM60 126V127H61ZM151 126V125H149ZM178 126V125H176ZM185 126H186V123H185ZM199 126V125H198ZM209 127V125H206ZM236 126V125H235ZM234 126V128H235ZM248 127L250 126V123H248L247 125ZM9 127V126H8ZM31 127V126H30ZM50 127V126H49ZM63 127V126H62ZM77 127V126H75ZM73 127V128H75ZM208 127H206V129L208 130ZM215 127V126H214ZM220 127V126H219ZM229 127V126H227ZM255 127V126H254ZM263 127V126H262ZM7 128V127H6ZM41 128V127H40ZM81 129L82 131V128L81 127H78ZM185 128V127H184ZM231 128V127H230ZM229 128V129H230ZM9 129L10 131V128H7ZM14 129V128H13ZM30 130V128H27ZM46 129V128H45ZM169 129V128H168ZM177 129H180V128H177ZM199 129V128H197ZM205 127L203 128L202 131H204ZM226 129V128H225ZM263 129V128H262ZM87 129H85L86 131ZM141 130V129H140ZM167 130V129H166ZM196 129L194 128V131ZM200 130V129H199ZM222 130V129H221ZM7 131V130H6ZM13 131V130H12ZM90 131V130H89ZM146 131V130H145ZM201 131V132H202ZM228 131V130H227ZM252 131V130H251ZM23 132V131H22ZM150 132V131H149ZM158 132V131H157ZM183 132V131H182ZM181 132V133H182ZM264 132V131H263ZM38 133V134H37ZM47 133V132H46ZM86 133V132H84ZM89 133V132H88ZM147 133V132H146ZM153 132L151 131V134ZM176 133V132H175ZM186 133V132H185ZM207 133V132H205ZM222 133V132H221ZM221 133H218L221 134ZM13 134V133H12ZM87 134V133H86ZM107 134V133H106ZM105 134V135H106ZM151 134L148 133V135L152 136ZM179 134V133H178ZM178 134H173V135H176L178 136ZM209 134V133H208ZM211 134L213 135L214 132ZM223 134H225L223 132ZM229 134V133H228ZM252 134V133H251ZM250 132H249V135L250 137H254V136H251ZM254 134V133H253ZM96 135V134H95ZM126 135V134H124ZM157 135V134H156ZM182 135V134H181ZM204 135V134H203ZM216 135V134H215ZM258 135V134H257ZM263 138V140L260 139V141H263V144L261 143V145L264 147V133L262 135V130H261V133L258 135L259 137ZM79 136H82L83 138H79ZM97 136V135H96ZM127 136V135H126ZM146 136V135H145ZM155 136V135H154ZM183 136V135H182ZM188 136V135H187ZM207 136V135H206ZM210 136V135H209ZM207 136V138H211ZM214 136V135H213ZM225 136V135H224ZM223 136V138H224ZM232 136V135H231ZM256 136V135H255ZM257 136V137H258ZM23 137V136H22ZM28 137V136H27ZM186 137V136H185ZM222 137V136H221ZM226 137H227V134H226ZM230 137V135H229ZM256 137V138H257ZM115 138V137H114ZM120 138V137H119ZM149 138L148 136H146V139ZM189 138V136H188ZM187 138V139H188ZM206 138V139H207ZM209 139H207L209 141ZM218 139V138H217ZM227 138H225L224 140H226ZM25 140V139H24ZM85 140H89L88 143L85 142ZM175 140V141H174ZM178 141H180L179 139H177ZM189 140V139H188ZM191 140H194V139H191ZM190 140V141H191ZM213 140V139H212ZM222 140V138H221ZM20 141V140H19ZM112 141V140H111ZM148 141V140H147ZM149 141H150V144L154 145L156 144V140L153 139V138H149ZM198 141V140H197ZM200 141V140H199ZM207 141V142H208ZM216 141V140H215ZM114 142V141H113ZM119 142V141H117ZM144 142V141H143ZM188 142V141H187ZM195 142V141H193ZM219 142V141H217ZM252 142V141H251ZM254 142V141H253ZM122 143V142H120ZM124 143V144H125ZM181 143V142H180ZM184 143V142H183ZM191 143V142H190ZM196 143V146H197V142ZM211 143V142H210ZM250 143V142H249ZM259 143V142H258ZM24 144V143H23ZM26 144V143H25ZM123 144V145H124ZM149 144V143H148ZM199 144V143H198ZM219 144V147L221 149V146H220V143ZM217 144V145H218ZM251 144V143H250ZM254 146L256 148H258L256 145H255V142L253 143ZM257 144V142H256ZM101 145V144H100ZM122 145V144H121ZM151 145V146H152ZM158 145V144H157ZM156 145V147H157ZM189 145V143H188ZM187 145V146H188ZM193 145V144H192ZM191 145V146H192ZM200 145V144H199ZM212 145V144H211ZM235 145V144H234ZM259 145V144H258ZM27 146V147H28ZM117 146V145H116ZM196 146H192V149H194L193 147H196ZM207 146H209L207 144ZM214 146V145H213ZM250 146V145H249ZM261 146V148H262ZM13 147V146H12ZM44 147V148H45ZM137 148L139 147L140 150H134L133 148ZM159 147V146H158ZM186 147V146H185ZM248 147V146H247ZM252 147V146H250ZM250 151H252V148H250ZM19 148V147H18ZM24 148V147H23ZM22 148V149H23ZM43 148V147H42ZM188 148V147H187ZM191 148V147H190ZM198 148V147H196ZM201 148V147H200ZM210 148V147H209ZM214 149V147H212ZM216 148V146H215ZM260 148V146H259ZM51 149L53 151H51ZM155 149V148H154ZM160 149V147H159ZM240 150V148H238ZM248 149V148H247ZM255 149V148H253ZM25 150V148H24ZM43 150V149H42ZM158 150V149H157ZM191 150V149H190ZM199 150V149H198ZM215 150V149H214ZM236 150V148L234 149ZM231 151L228 153V157L229 158H226L224 159L225 161H228L227 165H224V160H222L224 157H221V166L220 164L218 165L216 163L215 166L211 167L209 165H203L201 164V162L203 163L204 161H202V159H204V155H202V157L204 158H200L201 160L199 161V165H203V172L205 171V173L207 175L211 174L213 171L215 172H218L220 174V176H222V178L224 179L225 182H227V187H225L226 189H230V190H233L234 186H235V183L241 181L242 182V177H241V173H239L238 175V171L236 166L238 164H241V166L244 164V161H247V164H245V166L243 167V169H248L250 166L249 163V158L247 153L246 155L247 156H243V153L242 156L238 155V151L237 153ZM244 150V149H243ZM27 151V150H26ZM32 151V150H30ZM35 151V150H33ZM40 151V150H39ZM155 151V150H154ZM196 151V149H195ZM202 151V150H201ZM247 151V150H246ZM28 152V151H27ZM36 152V151H35ZM193 152V150H192ZM191 152V154H192ZM213 152V151H212ZM216 150L214 151L213 154H215ZM226 152V151H225ZM24 153V152H23ZM38 153V152H36ZM211 153V152H210ZM220 153V151H219ZM222 153V152H221ZM221 153L219 155H221ZM227 153V152H226ZM244 153H245V150H244ZM194 154V153H193ZM199 154H200V151H199ZM217 154V152H216ZM32 155V154H31ZM40 155V154H38ZM206 155V154H205ZM29 156V155H28ZM37 156V155H36ZM42 156V157H43ZM193 156V155H192ZM195 156V155H194ZM193 156V157H194ZM225 156V155H223ZM227 156V154H226ZM225 156V157H226ZM250 156V155H249ZM31 157L34 158V156L32 155ZM41 157V155H40ZM247 160H245L246 158ZM30 158V157H29ZM32 158V160H33ZM196 158V157H195ZM220 158V157H219ZM207 159V158H205ZM218 159V158H217ZM229 159V160H227ZM31 160V158H30ZM31 160V162H32ZM90 160V159H89ZM139 160V159H138ZM198 160V159H197ZM249 161V162H248ZM252 161V160H251ZM264 161V160H263ZM30 162V163H31ZM37 162V161H36ZM35 162V164H36ZM90 162L92 163V161L90 160ZM94 162V160H93ZM33 163V162H32ZM31 163V164H32ZM100 163H101V160H100ZM211 163V162H210ZM218 163H220V160H218ZM254 163V162H253ZM29 164V163H28ZM38 164V163H37ZM40 164V163H39ZM44 162H43V165L42 167L44 166ZM153 164V165H154ZM212 164V163H211ZM72 166L73 167V170L68 166ZM109 165V164H108ZM158 165V166H157ZM253 165V164H252ZM136 166V165H135ZM157 166V167H156ZM262 166V165H261ZM38 167V165H37ZM263 167H264V164H263ZM39 168V167H38ZM135 168V167H134ZM155 168H153L152 170L154 171ZM239 168V167H238ZM29 169V168H28ZM46 169V168H45ZM163 169V168H162ZM170 169V168H169ZM175 169V168H174ZM254 169V168H252ZM263 169V168H262ZM36 170V169H35ZM40 170V169H39ZM130 170V167L129 169ZM132 170V168H131ZM134 170V169H133ZM249 170V169H248ZM264 170V169H263ZM103 171H104V174H103ZM109 171V172H108ZM135 171V170H134ZM133 171V172H134ZM152 171V172H153ZM163 171V170H161ZM169 171V170H168ZM247 171V170H246ZM250 171H251V166H250ZM38 172V171H36ZM40 172H43V169L42 171L40 170ZM108 172V177L105 176V174H107ZM159 172V171H158ZM179 172V171H178ZM202 172V173H203ZM252 172V171H251ZM29 173H31L29 171ZM33 173H35V171H33ZM136 173V172H135ZM139 173L140 175V172H137ZM136 173V174H137ZM157 173V172H156ZM154 173V174H156ZM162 173V172H161ZM159 172V174H161ZM217 173V174H218ZM248 173V172H247ZM250 173V172H249ZM38 174V173H37ZM205 174V175H206ZM214 174V173H213ZM218 174V175H219ZM252 174H254L252 172ZM251 174V175H252ZM262 174V172H261ZM264 174V173H263ZM262 174V176H263ZM36 175V174H35ZM40 176V174H38ZM157 175V174H156ZM155 175V176H156ZM172 175V174H171ZM243 175V174H242ZM129 176V175H128ZM185 176V174H184ZM228 176H231L232 179L228 178ZM244 178H246V175L244 174L243 175ZM37 177V175H36ZM41 179L43 178L42 176H40ZM72 177V176H71ZM211 177V176H210ZM253 177V175H252ZM250 177V179L252 178ZM165 178V177H164ZM208 178V177H207ZM254 178V177H253ZM264 179V177H262ZM33 179V178H32ZM36 179V178H35ZM40 179V178H39ZM38 179V180H39ZM74 179V178H73ZM73 179H72V183H73ZM128 179V180H127ZM169 179V178H168ZM173 179V178H171ZM187 179V178H186ZM262 179V181H263ZM45 182L46 179L44 178ZM123 180V181H122ZM135 180V179H133ZM142 180V179H141ZM146 180V181H145ZM204 180V179H203ZM249 180V179H248ZM35 181V180H34ZM37 181V180H36ZM40 181V180H39ZM180 181V180H179ZM262 181H260L258 183V179L256 181V184H259L261 183L260 186H262ZM44 182V183H45ZM121 182V183H120ZM172 182V181H171ZM208 182V180H207ZM210 182V181H209ZM224 182V183H225ZM240 182V183H241ZM247 183V181H245ZM244 182V183H245ZM249 182V181H248ZM255 182V181H254ZM124 183V182H123ZM188 183V182H187ZM22 184V183H21ZM40 184V182H39ZM50 184V183H49ZM115 184V185H114ZM250 183H248V187L251 188V186H249ZM252 184V183H251ZM15 185H18L17 183ZM45 185V184H43ZM62 185V184H61ZM63 185V186H64ZM72 184H70L69 186H71ZM84 185V186H83ZM171 185V184H170ZM169 185V186H170ZM173 185V184H172ZM171 185V186H172ZM205 185V184H204ZM64 186V188H65ZM206 186V185H205ZM68 187V186H67ZM66 187V188H67ZM88 187V186H87ZM140 187V186H139ZM138 187V188H139ZM244 187H245V184H244ZM255 187V186H254ZM55 188V187H54ZM53 188V189H54ZM72 188V186H71ZM87 188V189H89ZM175 188V187H174ZM247 188V187H246ZM256 188V187H255ZM259 188V187H258ZM40 189V188H39ZM63 189V188H62ZM62 189L60 188V191H62ZM70 189V188H69ZM173 189V187H172ZM177 189V188H176ZM223 189V188H222ZM245 189V188H244ZM252 189H254L252 187ZM251 189V190H252ZM171 190V189H170ZM235 190V189H234ZM255 190V189H254ZM259 190V189H258ZM262 190V189H261ZM169 191V190H168ZM176 191V190H175ZM220 191V190H219ZM218 191V192H219ZM229 191V190H228ZM239 191V190H238ZM250 191V190H249ZM253 191V190H252ZM66 192V191H65ZM145 192V191H143ZM147 192V191H146ZM145 192V193H146ZM173 192V191H171ZM170 192V193H171ZM232 192V191H231ZM229 192V193H231ZM234 192V191H233ZM232 192V193H233ZM248 192V190H247ZM246 192V193H247ZM67 193V192H66ZM65 193V194H66ZM132 193V192H131ZM165 193V192H164ZM175 194V192H173ZM172 193V194H173ZM177 193V192H176ZM187 193V192H186ZM195 193V192H193ZM221 193V192H219ZM231 193V194H232ZM133 194H136V193H132ZM185 194V193H184ZM183 194V195H184ZM191 194V193H190ZM248 194V197L247 195L245 196V198H247V204L245 203V205H248V207L251 205L250 204H254L256 203V198H257V194L256 192H250V193H247ZM262 193L260 192V195ZM122 195V196H121ZM147 195V196H148ZM168 195V194H167ZM166 195V196H167ZM171 195V194H170ZM169 195V196H170ZM187 195V194H186ZM197 195V194H196ZM235 195V194H234ZM241 195V194H240ZM237 196V197H241V196ZM263 195V194H262ZM15 196V195H14ZM55 196V195H54ZM127 196V195H126ZM225 196V195H224ZM133 197V196H132ZM145 197V196H144ZM191 197V196H190ZM234 197V196H233ZM173 198H175V196H173ZM192 198V197H191ZM17 199V197H16ZM68 199V198H67ZM132 199V198H131ZM134 199V198H133ZM167 199V198H166ZM169 199V197H168ZM242 199V198H241ZM240 199V200H241ZM175 200V199H174ZM207 200V199H206ZM238 200V199H237ZM71 201V200H70ZM176 201V200H175ZM219 201V200H218ZM17 202V200H16ZM132 202V201H131ZM134 202V201H133ZM166 202H169L166 201ZM172 202V200H171ZM170 202V203H171ZM200 202V201H199ZM215 202V201H214ZM220 202V201H219ZM218 202V203H219ZM223 202V201H222ZM236 201H234V204H235ZM238 202V201H237ZM236 202V203H237ZM242 202V201H240ZM238 202V205L236 204L235 206H240ZM263 205H264V198H263V201H262ZM242 203V204H244ZM132 204V203H131ZM167 204V203H166ZM196 207L199 208V206L201 205V203L199 204L198 202L194 203ZM224 204V202H223ZM222 204V205H223ZM226 204V203H225ZM241 204V203H240ZM125 205V204H124ZM168 205V204H167ZM255 205V204H254ZM258 205V204H256ZM255 205V206H256ZM261 205V204H260ZM84 206V205H83ZM132 206H134L132 204ZM170 205H168V207L166 206L165 208H163L164 210H162V215L165 216V225H171V226H174V224H178L177 222H185L187 224H190V222H188L190 219V217L186 214L184 215L183 213H177L175 214L177 211L176 210H169L171 207H169ZM27 207V206H26ZM121 207V209H120ZM160 207V206H158ZM206 207V206H205ZM228 208V204L226 206ZM246 207V206H245ZM244 207V208H245ZM261 207V206H260ZM259 207V209H260ZM94 208L92 209V211H94ZM162 208V207H161ZM225 208V207H224ZM236 208V207H235ZM243 208V209H244ZM247 208V207H246ZM18 209V208H17ZM20 209V207H19ZM49 209V208H48ZM133 209V208H132ZM173 209V208H172ZM232 209V208H231ZM28 210V209H27ZM50 210V209H49ZM131 210V209H130ZM144 210V209H143ZM206 210V209H205ZM222 210V209H221ZM226 210V209H225ZM248 210V208L246 209ZM161 211V210H160ZM208 211V210H207ZM206 211V212H207ZM40 212V211H39ZM45 212V211H44ZM50 212V211H49ZM130 212V211H129ZM156 212V211H155ZM240 212V211H239ZM52 213V212H51ZM50 213V214H51ZM141 213V212H140ZM210 213V212H208ZM26 214V213H24ZM91 214V215H92ZM157 214V212L155 213ZM161 215V214H160ZM251 215V213H250ZM16 216V214H15ZM14 216V217H15ZM134 216V217H133ZM157 216V215H156ZM213 216V215H212ZM159 217V216H158ZM161 217V216H160ZM83 218V217H82ZM40 219V217H39ZM48 219V218H47ZM50 220V219H48ZM138 220V223H137V228H134L133 230V227H135L136 225V222ZM42 221V219H41ZM40 221V222H41ZM202 221V220H201ZM53 222V221H52ZM218 222V221H217ZM129 223L132 225V230H125V229H122L121 227L123 225H129ZM42 224V223H40ZM207 224V223H206ZM255 224L257 225L258 224V220L255 221ZM69 225V224H68ZM199 225V224H198ZM197 225V226H198ZM204 225V224H203ZM218 225V224H217ZM206 226V225H205ZM254 226V225H253ZM212 227V226H211ZM40 228V227H39ZM120 228L122 230H120ZM194 228V227H193ZM129 229V228H128ZM153 229V228H152ZM172 229V228H170ZM175 229V228H174ZM205 229V228H204ZM204 229H198L196 228L195 231L198 232V235H194L195 236H201V238H205V240L208 238V231L207 232H204L205 230ZM78 230V229H77ZM203 230V232H202ZM109 231L111 233H109ZM158 231V230H157ZM186 231V229L184 230ZM184 231H175V230H170V233H168L166 231V234L165 235H169L170 237L172 238H186L188 236H190V233H185ZM188 231V230H187ZM213 231V230H212ZM44 232V231H43ZM42 232V233H43ZM67 232V231H66ZM78 232V231H77ZM89 231H87L88 233ZM254 232V231H253ZM45 233V232H44ZM65 233V232H63ZM240 233V232H239ZM80 234V233H78ZM245 234V233H244ZM43 235V234H41ZM45 235V234H44ZM48 235V234H46ZM261 235V234H260ZM88 236H89V233H88ZM246 236V235H245ZM40 237V235H39ZM67 237V236H66ZM85 237V236H84ZM193 237V236H192ZM220 237V236H219ZM260 237V236H259ZM258 237V239H259ZM89 238V237H88ZM90 238H92L90 236ZM93 238H96V237H93ZM177 238V239H178ZM262 238V237H261ZM264 239V237H263ZM40 240V239H39ZM43 240V239H42ZM48 240V239H47ZM53 240V239H52ZM44 241V240H43ZM94 241V239H93ZM203 241V240H202ZM208 241V239H207ZM256 241V240H255ZM78 242V241H77ZM87 242V241H86ZM106 242V241H105ZM155 242V244H156ZM42 243V242H41ZM94 243V242H93ZM204 243V242H203ZM249 243V242H248ZM44 244V243H42ZM41 244V245H42ZM108 244V243H107ZM113 244V242H112ZM174 244V243H173ZM264 244V243H263ZM30 245V243L28 244V246ZM149 245V244H148ZM177 245V244H176ZM181 245V244H179ZM223 245V244H222ZM34 246V245H33ZM43 246V245H42ZM89 246V244H88ZM91 246V244H90ZM117 246V245H116ZM157 245L153 246H149L148 250H147V253L149 254V257L151 258V251L154 249V248H158ZM47 247V246H46ZM163 247L164 249V246H161ZM217 247V246H216ZM144 248V247H142ZM147 248V247H146ZM146 248H145V251H146ZM33 249V247L31 248ZM48 249V248H46ZM138 249H140L138 247ZM208 249V248H207ZM228 249V248H227ZM79 250V249H78ZM82 250V249H80ZM79 250V251H80ZM109 250V249H108ZM209 250V249H208ZM223 250V249H221ZM49 251V250H48ZM54 251V249H53ZM60 251V250H59ZM76 250H74L75 252ZM111 251V249H110ZM116 251V250H115ZM211 251V250H209ZM50 252V251H49ZM55 252V251H54ZM134 252H136L134 250ZM155 252H156V249H155ZM161 252V251H160ZM158 252V253H160ZM190 252V251H189ZM195 252H196V249H195ZM220 252V251H219ZM207 253V252H206ZM210 253L209 257L212 255V251L211 252H208ZM207 253V254H208ZM53 254V253H52ZM100 254V253H99ZM109 254V253H108ZM127 254V255H126ZM144 254L146 253H143L141 256H142V259L138 258V257H141V256H137L136 259L138 261L141 260V262H145V258L143 259V256ZM156 254V253H155ZM154 254V255H155ZM179 254V253H178ZM205 254V253H204ZM214 254V253H213ZM226 254V253H225ZM34 255V254H33ZM110 255V254H109ZM107 255V256H109ZM147 255V254H146ZM162 254L160 253V256ZM169 255V254H168ZM206 255V254H205ZM203 255V257L205 256ZM215 255V254H214ZM159 256V258H160ZM201 256V254L199 255ZM113 259H114V256H112ZM111 257V258H112ZM117 257L119 258V255L116 256L115 259H117ZM165 257V256H164ZM169 257V256H168ZM167 259H172V257H169ZM207 257V255H206ZM207 257V258H209ZM215 257V256H214ZM158 258V257H157ZM162 258V256H161ZM196 258V257H195ZM241 258V257H240ZM88 259V258H87ZM114 259V261H115ZM120 259V258H119ZM119 259L117 260V263L119 264L121 261H123L122 259H120L121 261L119 262ZM130 259H133V258H130ZM135 259V260H136ZM156 259V258H155ZM169 259V260H170ZM74 260V259H73ZM136 260V261H137ZM143 260V261H142ZM160 260V259H159ZM164 260V259H163ZM163 260H162V263H163ZM203 260V259H202ZM201 260V261H202ZM216 260V259H214ZM71 261V260H70ZM63 262V264H76L75 261H71V262ZM111 261V259L108 260V262ZM166 261V260H165ZM164 261V263H165ZM194 261V259H193ZM206 261V260H205ZM225 261V260H224ZM85 262V261H84ZM104 262V261H103ZM107 262V260H106ZM105 262V263H106ZM126 262V260H125ZM140 262V263H141ZM148 262V261H146ZM154 264H156V260H154ZM196 262V261H195ZM197 262H200L199 260ZM196 262V263H197ZM213 263V260L211 261L210 260V263ZM111 263V262H110ZM151 263V261H150ZM168 262H166L167 264ZM188 263V262H187ZM194 263V262H193ZM195 263V264H196ZM202 263V262H201ZM200 263V264H201ZM113 264V262L111 263ZM126 264H134L132 263V261H129L127 262ZM137 264V263H136ZM149 264V263H148ZM153 264V263H152ZM190 264V263H189ZM208 264V263H207ZM213 264H217V261H214Z\"/></svg>",
    "mask_w": 264,
    "mask_h": 264
}]
</instances>
